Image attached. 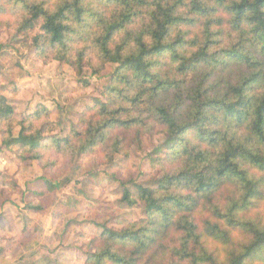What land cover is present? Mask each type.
<instances>
[{"label":"trees","instance_id":"16d2710c","mask_svg":"<svg viewBox=\"0 0 264 264\" xmlns=\"http://www.w3.org/2000/svg\"><path fill=\"white\" fill-rule=\"evenodd\" d=\"M36 26L43 63L114 67L64 137L46 134L41 105L13 136L0 95V148L111 163L163 137L147 155L152 185H135L143 218L100 226L84 264H264V0H0V30ZM122 202L137 204L126 188Z\"/></svg>","mask_w":264,"mask_h":264},{"label":"rangeland","instance_id":"374dc122","mask_svg":"<svg viewBox=\"0 0 264 264\" xmlns=\"http://www.w3.org/2000/svg\"><path fill=\"white\" fill-rule=\"evenodd\" d=\"M38 33L39 26L26 36L0 30V95L14 110L13 136L19 122L41 105L53 123L46 134L64 137L71 129L81 131V115L95 98L102 99L114 65L92 77L88 69L78 76L66 64H45L31 43ZM5 127L0 125V147ZM162 141L147 137L111 163L52 151L42 162L29 161L17 147L0 148V264H84L100 226L118 230L143 218L135 185H152L156 171L147 155ZM125 188L134 207L122 202Z\"/></svg>","mask_w":264,"mask_h":264}]
</instances>
